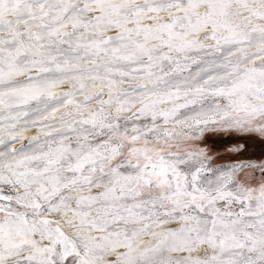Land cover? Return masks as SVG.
<instances>
[{
  "label": "snow or ice",
  "instance_id": "1",
  "mask_svg": "<svg viewBox=\"0 0 264 264\" xmlns=\"http://www.w3.org/2000/svg\"><path fill=\"white\" fill-rule=\"evenodd\" d=\"M0 264H264V0H0Z\"/></svg>",
  "mask_w": 264,
  "mask_h": 264
},
{
  "label": "rangeland",
  "instance_id": "2",
  "mask_svg": "<svg viewBox=\"0 0 264 264\" xmlns=\"http://www.w3.org/2000/svg\"><path fill=\"white\" fill-rule=\"evenodd\" d=\"M250 151H258V149L252 148L250 149Z\"/></svg>",
  "mask_w": 264,
  "mask_h": 264
}]
</instances>
